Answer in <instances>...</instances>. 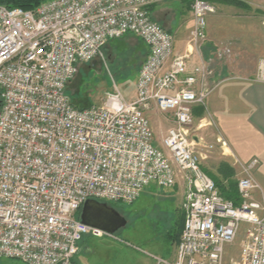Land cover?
<instances>
[{
	"label": "built area",
	"instance_id": "built-area-1",
	"mask_svg": "<svg viewBox=\"0 0 264 264\" xmlns=\"http://www.w3.org/2000/svg\"><path fill=\"white\" fill-rule=\"evenodd\" d=\"M166 1L47 0L31 11L0 6V260L75 264L83 235L113 238L80 222L83 203L132 205L150 185L172 189L182 181L175 258L151 255L152 264H225V247L242 225L233 264H264L260 161L237 162L238 206L223 199L201 167L197 133L206 126L195 127L193 113L217 85L199 52L215 8L190 0L191 50L178 56L173 36L151 17V7ZM127 35L147 48L133 99L114 86L100 106L72 107L66 93L79 65L102 59L110 42ZM255 74L252 82L264 84V59ZM150 113L172 118L158 145ZM216 143L227 147L220 138Z\"/></svg>",
	"mask_w": 264,
	"mask_h": 264
},
{
	"label": "rangeland",
	"instance_id": "rangeland-1",
	"mask_svg": "<svg viewBox=\"0 0 264 264\" xmlns=\"http://www.w3.org/2000/svg\"><path fill=\"white\" fill-rule=\"evenodd\" d=\"M189 2L190 0H183L182 4L188 9L191 5ZM207 2L214 6L215 13L207 21V41L199 52L214 70V81L226 78L253 79L259 60L264 59V0ZM155 5L158 7L154 12L159 9L170 10L175 14L176 21L179 20V0L153 6ZM160 19L159 16L153 17L164 29ZM145 53L143 44L132 35L110 42L103 50L102 59L79 65L77 68V75L69 84L66 93L71 103L77 108L98 107L114 86L124 99H133L136 78L140 65L146 58ZM234 99L232 92L222 94V90H216L205 100V107H200L193 113L196 122L194 126L200 124V121L206 126L197 133L204 144L200 150L203 153L201 167L223 194L224 191L226 194L236 190L237 182L241 178L237 162L245 163L238 160L228 146L234 151L242 152L243 161L253 157L258 159L257 155L251 154L253 152L247 145V127L242 122L239 112L241 110ZM148 116L155 129L158 145L170 126L169 123L167 128L165 120L170 121L172 118L157 113H150ZM216 138L226 143V149L216 143ZM255 173L264 201V168ZM183 187L182 181L172 189L150 185L143 189L132 205L106 204L124 219L125 227L115 232L113 238L83 235L78 243L75 264H152L149 257L151 255L172 258L179 240L175 236L182 220L184 222ZM236 198L234 195L231 200ZM245 227L242 225L232 244L225 247V264L237 261ZM0 264L24 263L0 260Z\"/></svg>",
	"mask_w": 264,
	"mask_h": 264
},
{
	"label": "crops",
	"instance_id": "crops-1",
	"mask_svg": "<svg viewBox=\"0 0 264 264\" xmlns=\"http://www.w3.org/2000/svg\"><path fill=\"white\" fill-rule=\"evenodd\" d=\"M181 2V10L179 12V20L176 21L175 14L170 12V10L159 9L157 12H154L155 8L158 6L155 5L151 7V17L159 16L161 17L160 22L163 24L167 32L173 36L174 41V54L183 55L185 51H190L188 47V34L190 27L192 25L190 7L187 9L186 6H183V0ZM145 52L147 53V48L143 45ZM145 53V54H146ZM147 55V54H146ZM195 55V54H194ZM192 62L195 61V56L191 58ZM253 79H220L216 80L217 85L214 87L208 98L216 90H222V94L232 92L235 95V101L238 105L239 111L242 116V122L247 127L248 132V141L247 145L250 147L253 153L257 155V158L260 160V167L258 171L264 168V84L254 83ZM207 98V100H208ZM195 111H198L196 109ZM163 118V117H162ZM165 125L167 128L169 126V121L165 120ZM152 127V126H151ZM153 128V127H152ZM154 129V128H153ZM155 130V129H154ZM230 152L240 161H243L241 158L243 153L239 151H234V149L229 148ZM251 159H255L254 157ZM257 171V172H258ZM184 185V183H183ZM185 187V185H184ZM183 187V188H184ZM185 196V188H184ZM182 230V229H181ZM175 252L172 258H166L169 260H174Z\"/></svg>",
	"mask_w": 264,
	"mask_h": 264
},
{
	"label": "water",
	"instance_id": "water-1",
	"mask_svg": "<svg viewBox=\"0 0 264 264\" xmlns=\"http://www.w3.org/2000/svg\"><path fill=\"white\" fill-rule=\"evenodd\" d=\"M78 217L83 225L108 235H114L126 225L124 219L114 210L108 208L106 204L95 201L83 203Z\"/></svg>",
	"mask_w": 264,
	"mask_h": 264
},
{
	"label": "trees",
	"instance_id": "trees-1",
	"mask_svg": "<svg viewBox=\"0 0 264 264\" xmlns=\"http://www.w3.org/2000/svg\"><path fill=\"white\" fill-rule=\"evenodd\" d=\"M47 0H0V6H4L8 9H21L24 11H31L35 8H37L39 5H41L43 2H45ZM207 1V0H205ZM72 107L77 108L74 104H72ZM87 108V107H86ZM77 109H85V108H77ZM214 187H216V184L214 183ZM217 188V187H216ZM218 189V188H217ZM220 195L223 197V199L232 201L234 205L238 206L239 205V197H238V192H237V186H236V190H234V194L233 192H226L224 191V194L218 189ZM237 196V198L235 200H231V197ZM80 213L77 214V218H79ZM182 224H183V220H182ZM181 224V226H179L178 231L176 233L175 238L177 239V237H179V234L181 232V229L183 227V225Z\"/></svg>",
	"mask_w": 264,
	"mask_h": 264
}]
</instances>
